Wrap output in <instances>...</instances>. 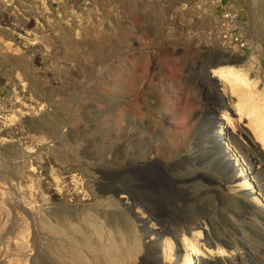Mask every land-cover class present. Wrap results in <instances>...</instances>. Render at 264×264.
<instances>
[{"label":"rangeland","instance_id":"rangeland-1","mask_svg":"<svg viewBox=\"0 0 264 264\" xmlns=\"http://www.w3.org/2000/svg\"><path fill=\"white\" fill-rule=\"evenodd\" d=\"M223 10L243 54L220 47ZM0 15V264H264V0H23ZM227 67L258 86L230 75L200 92ZM208 124L241 148L211 151Z\"/></svg>","mask_w":264,"mask_h":264},{"label":"bare ground","instance_id":"bare-ground-1","mask_svg":"<svg viewBox=\"0 0 264 264\" xmlns=\"http://www.w3.org/2000/svg\"><path fill=\"white\" fill-rule=\"evenodd\" d=\"M218 57H223L222 55L218 56ZM216 58V57H215ZM237 70H235L234 68L232 67H227L226 69H224L223 71H219L217 74H215L213 77L209 78V80H211L210 82L208 83H202L201 82V85L199 86V90L200 92H205L207 95H212V96H218L219 95V90L217 88V85L212 82V80H215V81H218L224 77H229L231 78L230 75L232 76H235V80H236V83L239 84V85H246V84H251V85H254V86H258V81L254 78V77H250L246 74H239V73H236ZM217 108V107H216ZM120 110V109H119ZM123 110V109H122ZM222 110H226V107L224 105L220 106L219 108H217V110L213 111V116L215 118H213L214 120H218L216 119V116L217 114L216 113H219L221 112ZM227 114V113H226ZM162 117V116H161ZM163 119L161 120V124L165 123V121L168 119V118H165L162 117ZM227 119L229 121V118L228 116H226V118H223L221 120H225ZM159 125V124H158ZM203 128L204 130L206 131L205 133L208 134L207 135V143L210 144L209 148L211 151H212V145H213V148L215 149H220L222 148V145L227 143V144H230L232 146H234L235 148L237 149H240L241 148V143L239 141V137L238 135L234 134V132L232 131H227V133H224L223 130L220 128V130L218 132H212L211 128H210V125H203ZM124 130V129H123ZM203 132V131H202ZM127 136H129V134H127ZM130 138V137H129ZM205 140V139H204ZM147 158V157H146ZM246 160V163L247 165L249 166V169L251 170L252 173H256L259 171V165H260V159H258L257 156H252L251 154H248L245 158ZM142 161V160H141ZM141 161H137V164L141 165L143 162ZM149 162V161H148ZM125 164V163H124ZM121 167V166H120ZM259 173V172H258ZM198 177V176H197ZM74 180V179H73ZM72 180V181H73ZM67 182V180H66ZM70 183V182H69ZM75 185V184H72V186ZM54 187V186H53ZM56 187V186H55ZM252 187V186H251ZM57 188V187H56ZM75 188V187H73ZM50 189V188H49ZM58 190V189H56ZM74 190V189H73ZM78 191V190H77ZM76 191V192H77ZM55 192V191H54ZM73 192V191H72ZM80 192V190H79ZM122 192V191H121ZM59 193V192H57ZM203 193V192H202ZM202 193H198L200 195H202ZM78 195V194H77ZM55 196V195H54ZM114 196V195H113ZM131 196V194L129 195ZM57 197V196H56ZM60 197V196H59ZM65 197V196H64ZM87 197V196H85ZM133 197V196H132ZM61 198V197H60ZM59 198V199H60ZM89 198V197H88ZM114 198V197H113ZM55 199V198H54ZM76 199V198H75ZM123 199V198H122ZM80 200V199H79ZM85 201V200H84ZM134 199L131 198L130 199V202H133ZM60 202V201H59ZM120 202V200H119ZM86 204V203H85ZM87 205V204H86ZM127 207L129 208H132V206L128 205ZM126 207V208H127ZM149 216L151 218H153V214H149ZM142 218V217H141ZM155 223H156V229L155 230H150V233L152 234H155L156 236H159L161 235L162 232H164L166 230V227L161 223L159 222L158 220H154ZM140 222L143 224V226H146V223L147 221L145 220H141L140 219ZM164 223V222H163ZM116 249V248H115ZM200 258L201 256L196 254V257H193V260L195 261L197 258ZM191 264H194V262L192 261Z\"/></svg>","mask_w":264,"mask_h":264},{"label":"built area","instance_id":"built-area-1","mask_svg":"<svg viewBox=\"0 0 264 264\" xmlns=\"http://www.w3.org/2000/svg\"><path fill=\"white\" fill-rule=\"evenodd\" d=\"M34 1V0H33ZM23 0H0V5L6 11L11 10L12 14L16 13L19 16ZM1 17V15H0ZM3 29L0 21V31ZM237 17L234 13L223 10L220 12L218 21L219 40L221 48L227 52L243 54L247 49L245 40L239 30Z\"/></svg>","mask_w":264,"mask_h":264}]
</instances>
